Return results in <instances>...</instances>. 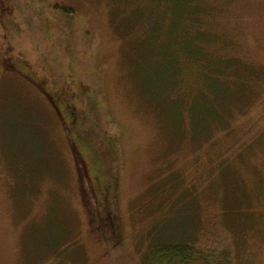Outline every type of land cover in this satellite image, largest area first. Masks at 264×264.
Masks as SVG:
<instances>
[{"label": "rangeland", "instance_id": "obj_1", "mask_svg": "<svg viewBox=\"0 0 264 264\" xmlns=\"http://www.w3.org/2000/svg\"><path fill=\"white\" fill-rule=\"evenodd\" d=\"M164 243L264 264V0H0V264Z\"/></svg>", "mask_w": 264, "mask_h": 264}, {"label": "trees", "instance_id": "obj_2", "mask_svg": "<svg viewBox=\"0 0 264 264\" xmlns=\"http://www.w3.org/2000/svg\"><path fill=\"white\" fill-rule=\"evenodd\" d=\"M189 15H191V18L193 17L196 18L195 12ZM184 30H186V26L183 28V33H184ZM189 31L191 30L189 29ZM188 33H191V32H188ZM56 106L59 110H61L60 111L61 114L65 110H68L67 108L68 105H66L67 107L60 105V104ZM64 119H65V115H64ZM69 131H71L72 133L71 143L73 147L75 148V150H78L79 152H81V155L82 153L85 155L86 149L88 151L90 150L89 154L86 153L87 157L86 156L85 157L89 161L91 166L93 165L92 171H94L96 174L98 172L100 176H102L103 185L105 186V183L107 182V175L105 171L102 172V169L104 166L103 157L106 155V157H111V160L113 162H119V153H118L117 145L115 144H113L112 146L107 145L104 148L105 152L100 153V145H97V142H92L91 136H88L87 133H82L79 131L75 132L71 129H69ZM116 170L118 171V174H119L120 169L117 168ZM90 173L92 172L89 171V175ZM114 175H115V171H114ZM117 179L118 178L115 177V180H114V177H113V179H111L110 181L115 183ZM98 187L102 188L101 184H98ZM101 190L102 191L104 190L105 191L104 195H106V190L104 188ZM108 197L98 202L99 203L98 205H100L101 202H104V207L101 206L102 209H104L106 212L105 213L106 216L104 217L106 220L109 219L112 221L110 222V225H108L106 222L105 226L107 228H106L105 233L109 231L110 236H113V235L121 236V232L119 231L120 226L119 224L116 223L117 217L115 215V211L114 210L111 211L112 210L111 205H109L108 203V200L111 203H114L115 198L109 199ZM106 209H109V210H106ZM148 259H149V262H151L152 264H231V256L229 255L227 250H223L219 254H216L214 252L207 253L202 248H195L194 246H191L189 244H182V243L160 244L156 246L155 249H152L150 251ZM59 264H62V263L60 262Z\"/></svg>", "mask_w": 264, "mask_h": 264}, {"label": "flooded vegetation", "instance_id": "obj_3", "mask_svg": "<svg viewBox=\"0 0 264 264\" xmlns=\"http://www.w3.org/2000/svg\"><path fill=\"white\" fill-rule=\"evenodd\" d=\"M16 71H17V69H16ZM54 110H55L56 114L58 115V117L63 120L64 118L61 116V115H63V113L61 114V112H60L61 110H59L56 105H55Z\"/></svg>", "mask_w": 264, "mask_h": 264}]
</instances>
